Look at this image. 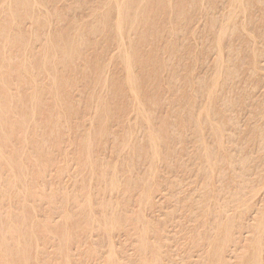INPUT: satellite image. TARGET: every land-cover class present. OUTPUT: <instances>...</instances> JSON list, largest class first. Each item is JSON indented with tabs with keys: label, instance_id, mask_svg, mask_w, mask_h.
<instances>
[{
	"label": "rangeland",
	"instance_id": "obj_1",
	"mask_svg": "<svg viewBox=\"0 0 264 264\" xmlns=\"http://www.w3.org/2000/svg\"><path fill=\"white\" fill-rule=\"evenodd\" d=\"M237 2L110 9L121 34L107 0H0V264H209L226 216L225 263L264 258V0Z\"/></svg>",
	"mask_w": 264,
	"mask_h": 264
},
{
	"label": "bare ground",
	"instance_id": "obj_2",
	"mask_svg": "<svg viewBox=\"0 0 264 264\" xmlns=\"http://www.w3.org/2000/svg\"><path fill=\"white\" fill-rule=\"evenodd\" d=\"M135 2H136V4H137V7L136 8H134V10H133V12L131 13V11H132V7H131V5H129L128 3H127V1H125V0H107V2H108V8H107V10L105 11V12H103L100 16H101V21L102 22H104L105 24H108L109 25V29H110V31H116L117 33H121L122 34V28H123V26H125L126 24H125V22L122 20L121 22H119V23H113V24H111L112 22H110L109 21V10L110 9H113L114 11H116V13L118 14V16H121L122 17V19H124L125 17H126V14H129L130 13V15H134V20H132L131 22H130V24L132 25V24H134V21L135 22H139L138 20H140L139 18H140V16H141V12H142V9H143V5H142V3H144V1L145 0H134ZM236 2H237V0H235ZM240 1V0H239ZM238 1V2H239ZM237 2V3H238ZM34 5H36V4H34ZM240 5V4H239ZM37 6H39V5H37ZM104 7H105V5H103ZM32 7H33V4H32ZM40 7V6H39ZM103 7V8H104ZM45 11H47V10H45ZM102 11V10H101ZM243 11H244V8H243ZM48 20V19H47ZM49 22V21H48ZM128 25H129V23H128ZM80 28V26H78L77 28H75V30H80L79 29ZM219 35H220V37H222V36H224V34L222 33V32H220V33H218ZM118 36V35H117ZM123 37V36H122ZM217 38H218V36H217ZM220 39V38H219ZM128 40V39H127ZM218 40V39H217ZM119 42H120V39H119ZM120 44V43H119ZM51 48H52V45L50 46ZM120 47H118V49H119ZM121 49V48H120ZM126 51V50H125ZM4 53V52H3ZM126 53V52H125ZM47 54V53H46ZM51 54H52V58H54V57H57V56H55L53 53H48V55H49V57L51 56ZM2 55V54H1ZM0 55V60H2V56ZM127 55V54H126ZM125 55V56H126ZM128 56V55H127ZM118 57L120 58V59H122V54H119L118 55ZM124 57V56H123ZM50 60V59H49ZM64 59H59L58 60V62H62ZM129 62H130V60L129 61H126L125 62V65H126V68H127V84L129 85V87H130V91L132 92V90H133V88H134V84H135V81H134V79H133V77H132V75H131V72H130V68H129ZM28 63V62H27ZM23 64L25 65V67L27 68V67H30L28 64H26L25 62H23ZM23 65V66H24ZM131 67V66H130ZM30 69V68H29ZM32 70V69H31ZM34 82V81H33ZM3 84V83H2ZM128 87V88H129ZM132 89V90H131ZM56 92V91H55ZM134 94H135V92H133ZM57 94V93H56ZM56 94H55V96H56ZM58 95V94H57ZM136 96V95H135ZM134 96V97H135ZM137 101V100H136ZM137 103H139V102H137ZM137 105V104H136ZM137 107V106H136ZM1 108H2V105L0 106V110H1ZM33 112L34 111H32V110H26V111H24L23 112V118H24V120H27V121H30L31 120V117H32V115H33ZM146 120H147V118H146ZM147 122H148V120H147ZM146 122V123H147ZM8 125V124H10V122H9V120L8 121H6L5 122V125ZM148 125V124H147ZM3 132V133H2ZM151 132V131H150ZM2 133V134H1ZM150 134V133H149ZM1 135H5V131H4V126H0V140H1ZM155 135V134H154ZM150 136V140L151 141H153L154 140V136H152V133H151V135H149ZM154 143V142H153ZM152 143V144H153ZM154 145V144H153ZM153 149L155 148V145H154V147H152ZM90 160V159H89ZM4 161H7L6 160V158H5V151H4V148H3V146L2 145H0V169H1V166H2V163L4 162ZM7 163V162H6ZM91 163V162H90ZM25 167V166H24ZM91 168V167H90ZM92 169V168H91ZM21 170V169H20ZM25 170V169H24ZM27 172V171H26ZM92 176V175H91ZM102 176V175H101ZM23 179V175H22V177H21V179H19L18 180V178H17V176H12L11 178H9V184H11V186H14L15 184H17V181H18V183L19 184H21L20 183V181ZM114 179V178H113ZM111 180V179H110ZM116 183V182H115ZM113 186V185H112ZM111 186V187H112ZM13 188H16V187H13ZM90 188V187H89ZM111 189V188H110ZM263 190H264V188H263ZM26 192V191H25ZM111 193V192H110ZM147 195V201L151 198L150 196H149V194H146ZM149 196V197H148ZM88 198H89V196H88ZM253 198H255V197H253ZM26 200V199H25ZM261 201V200H260ZM89 202V200L87 199V203ZM110 203V202H109ZM148 203V202H147ZM30 205V204H29ZM89 206V205H88ZM115 206H116V204H115ZM256 206V205H255ZM118 207V206H117ZM119 209V208H118ZM224 208H222V206H216V207H214V208H211L210 210L208 209V208H206V213H208L209 214V216H210V214L212 215V217L215 219L216 218V215L218 214V213H226L225 212V209L223 210ZM32 211H33V208H32ZM120 211V210H119ZM4 212V211H3ZM2 212V213H3ZM113 214V213H112ZM6 215V214H5ZM112 216V215H111ZM10 217V216H9ZM114 217V216H113ZM223 217V216H222ZM227 217V216H226ZM225 217V219L223 220H220V223H222L223 224V228H222V230L219 232L220 234H218L216 237H214L213 238V240L210 242V247H211V256H213V258H214V260L211 262V263H209V264H227V263H225V252H224V246L226 245V241H227V235H228V233L230 232V230L233 228L232 226H233V221L230 219V218H226ZM230 217V216H229ZM1 218V217H0ZM104 218V217H103ZM119 218V217H118ZM11 219V218H10ZM9 219V220H10ZM83 219H87V221L88 222H92L93 220H95L94 219V217L92 216V215H90V214H86V215H84L83 216ZM114 219V218H113ZM218 219V218H217ZM25 219H23V221H24ZM37 220V219H36ZM104 220V219H103ZM8 221V220H7ZM138 221V220H137ZM217 221V220H216ZM222 221V222H221ZM95 222V221H94ZM97 222V221H96ZM111 222V221H110ZM113 222H114V220H113ZM10 223H12V222H10ZM24 223V222H23ZM219 223V222H218ZM99 226V225H98ZM12 227V229H13V226H11ZM16 228V227H15ZM31 228V227H30ZM105 228V227H104ZM255 228H256V230L257 231H259L260 232V234H263L264 233V209L262 210V212H258L257 213V219H256V223H255ZM66 229V228H65ZM99 230H101V228H98ZM4 231V226L3 225H1L0 224V239H1V237H3L2 236V232ZM7 231V230H6ZM16 231V233L19 235V236H24L25 235V232H26V230L25 231H22V229L20 228H18L17 230H15ZM66 231V230H65ZM65 231H63V230H60L58 233L60 234V235H62V237L63 238H65L66 237V235H67V233L65 232ZM91 231V230H90ZM106 234V233H105ZM144 234H146L145 233V231H144ZM5 235H7V234H5ZM53 236V235H52ZM6 237V236H5ZM17 238V237H16ZM109 238V237H108ZM3 241H4V238H3ZM62 241H64V240H62ZM6 242V241H5ZM66 243V242H65ZM141 243H143L142 241H141ZM63 246V245H62ZM142 246H144V245H142ZM6 246H5V244L4 243H1L0 242V248H2L3 250H5V251H12L11 249H9V248H7V249H4ZM252 247H253V251L252 252H250L249 254L247 253L246 255H242L241 256V262H242V264H262L263 263V253H261L260 252V236L259 237H256V239H255V241H254V243L252 244ZM145 249V248H144ZM145 251H147V250H144V252ZM232 251V249L230 250V252ZM18 254L17 255H19V258H20V260H24L25 261V252H24V250L23 249H21V248H18L17 249V251H16ZM148 252V251H147ZM151 254V253H150ZM2 255V254H1ZM15 255V254H14ZM5 257V256H4ZM28 258V257H27ZM228 258H229V256H228ZM216 259H217V261H216ZM230 259V258H229ZM28 260V259H27ZM157 260H158V256L157 255H155L154 254V256L152 257V262L154 263V264H156L157 263ZM14 262V261H13ZM114 262V261H113ZM25 263H26V261H25ZM67 263V262H66Z\"/></svg>",
	"mask_w": 264,
	"mask_h": 264
}]
</instances>
